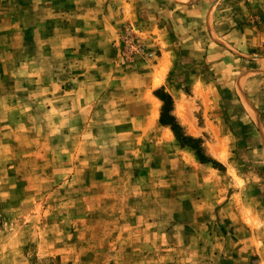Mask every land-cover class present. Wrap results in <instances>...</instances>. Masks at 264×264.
Returning a JSON list of instances; mask_svg holds the SVG:
<instances>
[{
	"label": "rangeland",
	"instance_id": "374dc122",
	"mask_svg": "<svg viewBox=\"0 0 264 264\" xmlns=\"http://www.w3.org/2000/svg\"><path fill=\"white\" fill-rule=\"evenodd\" d=\"M240 1L224 51L171 0H0V264H264V0Z\"/></svg>",
	"mask_w": 264,
	"mask_h": 264
},
{
	"label": "crops",
	"instance_id": "0c3cea01",
	"mask_svg": "<svg viewBox=\"0 0 264 264\" xmlns=\"http://www.w3.org/2000/svg\"><path fill=\"white\" fill-rule=\"evenodd\" d=\"M171 1L173 5L170 8L171 10H168L170 11V15L174 14V9H176L177 7H178L177 10L181 12L184 10H188V12H192L197 9L199 14H201V9H206L205 13L207 14L205 16L206 19L204 22L206 33L209 34L214 41L216 40V38L221 39L220 36H223L224 39H228L227 42L221 40L222 42L219 43L218 41H215L217 42V45L220 49H223L225 51L228 47L232 48L233 46H231L229 42L230 43L236 42V40L240 38L239 34H244L245 41L247 40L246 24L248 23V21L244 20L245 18L244 16H243L244 18L243 17L240 18L239 15L238 16L234 15L235 14L234 12H236L238 9L244 10L246 8V4L244 3L245 6H243V3L240 0H229L230 11L234 9V12L232 11V13L229 15H227L228 14L227 6L229 4L227 0H171ZM224 4L227 5L225 6V10H224ZM172 10L173 12H171ZM186 17L187 16L183 17V19H178V23L182 25V27L178 28L179 32L185 31L187 28L188 29L190 28V31H193V29L191 28L192 26L190 24V21H193L194 19L189 20V22L187 23ZM241 27H243L244 29H242ZM155 28L157 33L162 32L158 26H156ZM154 31L155 30L153 29V32ZM262 34H264V32ZM159 39L160 37H158V39L155 40L158 44H159ZM239 41L240 40H238V42ZM237 46L234 45V47ZM236 80H239L238 77L236 78ZM240 94H244V91L240 92ZM244 95L246 96V94Z\"/></svg>",
	"mask_w": 264,
	"mask_h": 264
},
{
	"label": "trees",
	"instance_id": "16d2710c",
	"mask_svg": "<svg viewBox=\"0 0 264 264\" xmlns=\"http://www.w3.org/2000/svg\"><path fill=\"white\" fill-rule=\"evenodd\" d=\"M158 98L164 103L160 122L166 126L171 127L172 131L177 136V138L180 141L182 140L184 142V145L187 142L194 141L192 138L182 136V134L180 133L181 128H180L179 124L176 122L175 118L171 115L172 107H173L172 97L169 94H167L164 90H160V92H158ZM187 145H188V147H190L191 149H193L197 152L198 157L200 159L203 158L202 153H201L202 151H201V148L199 146L194 147V146H190V144H187Z\"/></svg>",
	"mask_w": 264,
	"mask_h": 264
},
{
	"label": "bare ground",
	"instance_id": "6f19581e",
	"mask_svg": "<svg viewBox=\"0 0 264 264\" xmlns=\"http://www.w3.org/2000/svg\"><path fill=\"white\" fill-rule=\"evenodd\" d=\"M157 85V84H156Z\"/></svg>",
	"mask_w": 264,
	"mask_h": 264
}]
</instances>
